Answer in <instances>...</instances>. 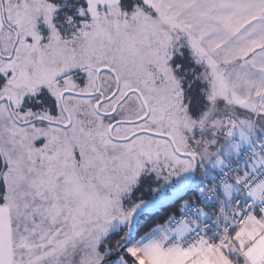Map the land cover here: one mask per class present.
Returning a JSON list of instances; mask_svg holds the SVG:
<instances>
[{
  "label": "snow or ice",
  "instance_id": "1",
  "mask_svg": "<svg viewBox=\"0 0 264 264\" xmlns=\"http://www.w3.org/2000/svg\"><path fill=\"white\" fill-rule=\"evenodd\" d=\"M0 264H264V0H0Z\"/></svg>",
  "mask_w": 264,
  "mask_h": 264
}]
</instances>
